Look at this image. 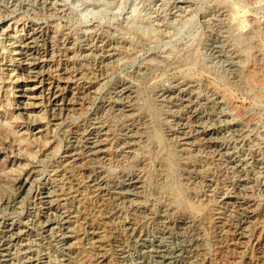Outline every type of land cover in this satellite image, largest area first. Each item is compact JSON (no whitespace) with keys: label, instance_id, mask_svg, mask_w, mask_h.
<instances>
[{"label":"rangeland","instance_id":"rangeland-1","mask_svg":"<svg viewBox=\"0 0 264 264\" xmlns=\"http://www.w3.org/2000/svg\"><path fill=\"white\" fill-rule=\"evenodd\" d=\"M0 264H264V0H0Z\"/></svg>","mask_w":264,"mask_h":264},{"label":"bare ground","instance_id":"bare-ground-1","mask_svg":"<svg viewBox=\"0 0 264 264\" xmlns=\"http://www.w3.org/2000/svg\"><path fill=\"white\" fill-rule=\"evenodd\" d=\"M40 74V73H39ZM43 79V78H42Z\"/></svg>","mask_w":264,"mask_h":264}]
</instances>
